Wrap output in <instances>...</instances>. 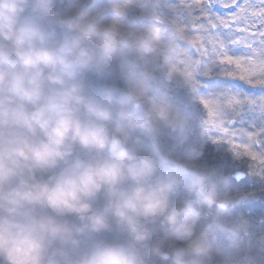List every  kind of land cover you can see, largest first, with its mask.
I'll use <instances>...</instances> for the list:
<instances>
[{"label":"clouds","instance_id":"clouds-1","mask_svg":"<svg viewBox=\"0 0 264 264\" xmlns=\"http://www.w3.org/2000/svg\"><path fill=\"white\" fill-rule=\"evenodd\" d=\"M260 201L264 0H0V264H264Z\"/></svg>","mask_w":264,"mask_h":264},{"label":"trees","instance_id":"trees-1","mask_svg":"<svg viewBox=\"0 0 264 264\" xmlns=\"http://www.w3.org/2000/svg\"><path fill=\"white\" fill-rule=\"evenodd\" d=\"M229 83L237 84L243 87L241 85L240 81H229ZM210 162H214L216 164H222L224 166H230V162L226 158H221L218 154L214 153L211 148H209L207 157ZM253 216L259 220L261 216H264V201L257 202L253 205Z\"/></svg>","mask_w":264,"mask_h":264}]
</instances>
